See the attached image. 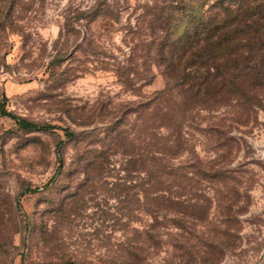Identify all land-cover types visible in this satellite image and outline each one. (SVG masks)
<instances>
[{
    "label": "rangeland",
    "instance_id": "rangeland-1",
    "mask_svg": "<svg viewBox=\"0 0 264 264\" xmlns=\"http://www.w3.org/2000/svg\"><path fill=\"white\" fill-rule=\"evenodd\" d=\"M171 1L0 0V264H264V89L259 105L176 107L180 147L176 122L157 128L159 42L223 12ZM159 134L191 177L168 183L186 214L139 208L136 160Z\"/></svg>",
    "mask_w": 264,
    "mask_h": 264
},
{
    "label": "trees",
    "instance_id": "trees-1",
    "mask_svg": "<svg viewBox=\"0 0 264 264\" xmlns=\"http://www.w3.org/2000/svg\"><path fill=\"white\" fill-rule=\"evenodd\" d=\"M201 1L205 2L172 0L171 4L180 6L186 11V16L192 17L198 15L194 3L201 6ZM215 3H219L223 9L221 16L212 21H205L204 14L199 15V20L197 17L196 20L190 18L183 36L170 40L165 38L158 44L155 58L163 66L167 84L153 98L155 121L160 123L157 127L160 129L176 122L177 130L180 131L177 136L178 147L182 145L180 134L184 124L181 119L174 118L176 107L186 116L222 104L230 97L242 98L249 105H259L258 91L264 89V7L258 2L246 5L244 2L233 10L225 5V0H216ZM1 115L10 113L2 109ZM14 118L17 125L25 130L45 131L55 128L50 124ZM157 138L152 151L142 149L136 160L139 208L146 210L153 218H156L158 210L168 211L172 206L186 214V200L180 199V193L176 199L168 196V183L176 177L182 181L191 177L188 172L169 165L174 150L168 145V137L159 134ZM219 177L227 178L223 175ZM125 191L128 193L127 186ZM191 208L190 215L194 219H206L204 209L200 210L197 205ZM220 258L221 254L217 260Z\"/></svg>",
    "mask_w": 264,
    "mask_h": 264
}]
</instances>
